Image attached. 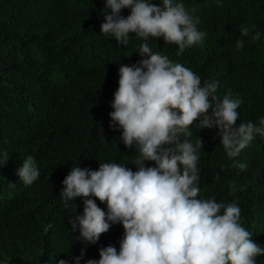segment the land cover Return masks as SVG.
Instances as JSON below:
<instances>
[{"label": "trees", "instance_id": "trees-1", "mask_svg": "<svg viewBox=\"0 0 264 264\" xmlns=\"http://www.w3.org/2000/svg\"><path fill=\"white\" fill-rule=\"evenodd\" d=\"M161 3V0H151ZM104 0H0V259L9 264H51L71 261L85 248L84 256L99 258L98 248H119L123 227L117 222L87 245L76 239L68 223L82 213L83 200L63 205L61 180L72 165L98 168L100 160L125 163L135 170V145L125 146L120 132L110 127V101L118 86L120 63L140 59L136 50L142 38L129 35L127 44L100 32ZM200 20L206 35L202 43L186 46L180 55L175 42L150 37L154 51L190 67L204 79H216L218 95L239 94L240 120L258 122L264 115V0H184ZM130 9H121L127 15ZM247 24L261 38L240 36ZM244 39L236 47L237 38ZM198 119V118H197ZM193 142L202 140L197 162L200 192L205 198L233 200L241 209V223L264 247V137L254 134L238 156L246 167L231 165L217 129L189 125ZM32 155L39 176L24 184L16 169ZM147 164L154 161L146 160ZM223 166V167H222ZM217 174L218 177H217ZM239 185L235 193L229 181ZM102 208L105 203L94 197ZM77 204V205H76ZM264 264V253L256 257Z\"/></svg>", "mask_w": 264, "mask_h": 264}, {"label": "clouds", "instance_id": "clouds-1", "mask_svg": "<svg viewBox=\"0 0 264 264\" xmlns=\"http://www.w3.org/2000/svg\"><path fill=\"white\" fill-rule=\"evenodd\" d=\"M124 7L130 9L126 16L121 15ZM100 12L102 34L122 45L128 43L130 33L142 38L136 48L140 59L119 64L118 86L108 113L109 126L122 129L125 146L135 145L138 150L137 167L133 170L114 160H100L95 169L78 163L61 180L59 195L66 208L77 196L83 200L82 213L75 212L68 219L72 232L78 229L76 239L82 244L95 243L111 224L119 222L123 227L118 249L113 244L100 246L99 258L83 259V264H257L264 247L241 223L236 200L198 195L202 140L189 139V125L214 126L230 166L244 168L245 162L232 158L254 134L264 137V115L258 122L236 123L242 102L238 93L228 90L218 95L216 79L201 82L190 67L152 49L150 37L175 42L177 55L186 46L203 42L206 33L197 27L200 17L185 7L184 0H161L159 4L104 0ZM238 29L240 36L261 38V32L253 33L247 24ZM244 43L239 37L235 40L238 48ZM7 156L0 158V164ZM146 160L154 164L146 165ZM16 172L24 184H30L40 169L35 158L27 155ZM237 187L243 186L229 181L230 192L235 193ZM84 251L82 247L71 261L60 258L55 264H81ZM0 264H9V259H0ZM42 264H51V259Z\"/></svg>", "mask_w": 264, "mask_h": 264}]
</instances>
